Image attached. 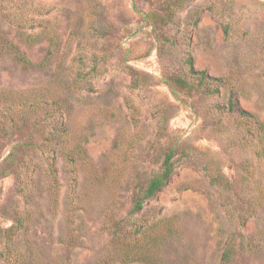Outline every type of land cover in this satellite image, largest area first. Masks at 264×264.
Here are the masks:
<instances>
[{"label":"rangeland","instance_id":"374dc122","mask_svg":"<svg viewBox=\"0 0 264 264\" xmlns=\"http://www.w3.org/2000/svg\"><path fill=\"white\" fill-rule=\"evenodd\" d=\"M189 56L264 123V0H0V264H124L115 223L121 245L147 238L127 264H222L234 231L253 237L234 264H264V166L229 89L165 83ZM171 147L174 175L133 214Z\"/></svg>","mask_w":264,"mask_h":264},{"label":"trees","instance_id":"16d2710c","mask_svg":"<svg viewBox=\"0 0 264 264\" xmlns=\"http://www.w3.org/2000/svg\"><path fill=\"white\" fill-rule=\"evenodd\" d=\"M230 29L231 25L227 24L225 26L226 34H229ZM55 45L56 40H54L52 43V46ZM49 52L52 53L53 50H50ZM14 53L16 57H18L22 62L29 63V60L18 50L14 51ZM186 66V73H179L166 77L165 83L169 85L175 93L181 92L189 95H193L195 93L206 97H219L222 95V89H229V115L234 116L236 119H239V121H245L248 123L247 132L250 136L249 144L258 161H260L261 164L264 166V123L260 121V119H258L256 115L250 113L248 110L240 106L239 89L237 87L238 85H234L229 78H217L211 76L205 70H197L195 67L193 56L188 57V60L186 61ZM60 144L62 143H57L58 146H60ZM67 149L68 164L71 168V174H74L75 167L78 163L88 162V155L84 147L80 144L74 143L71 149ZM175 154V147H171L165 154V158L163 160L159 172L153 175L145 184V186L140 187L135 193L133 198V214L142 211L145 207L146 202L154 198L168 185L169 181L171 180L172 176L176 171ZM50 176L51 181L54 182V186L55 184H58L56 182V172H52ZM73 176L75 177V175ZM212 182L218 185H229V182L223 179L221 174H217L216 176H214L212 178ZM258 184L260 185V183ZM251 212L252 209H250V211H246L245 213H243V215H238V217H234L233 220L234 222H236L235 225L245 228L246 223L252 216L251 214H253ZM112 228V246L114 247V252L109 257L112 259H109L108 261H121L124 264L133 261L137 257L139 252L142 250V248L146 245L147 238L138 239L137 237H134L133 243L129 242V244L121 245L124 238L122 237L121 231H119V224L115 223ZM10 232L13 233V229L10 230ZM252 242L253 237H248L240 231L228 233L222 258V264H234L236 258L240 255L241 252L251 250ZM98 264L104 263L100 262Z\"/></svg>","mask_w":264,"mask_h":264}]
</instances>
